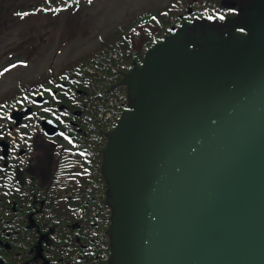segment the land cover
<instances>
[{"label":"water","instance_id":"water-1","mask_svg":"<svg viewBox=\"0 0 264 264\" xmlns=\"http://www.w3.org/2000/svg\"><path fill=\"white\" fill-rule=\"evenodd\" d=\"M243 12L246 33L184 23L126 74L112 264H264V0Z\"/></svg>","mask_w":264,"mask_h":264},{"label":"flooded vegetation","instance_id":"flooded-vegetation-1","mask_svg":"<svg viewBox=\"0 0 264 264\" xmlns=\"http://www.w3.org/2000/svg\"><path fill=\"white\" fill-rule=\"evenodd\" d=\"M71 73L0 103V264H110L104 115Z\"/></svg>","mask_w":264,"mask_h":264},{"label":"rangeland","instance_id":"rangeland-1","mask_svg":"<svg viewBox=\"0 0 264 264\" xmlns=\"http://www.w3.org/2000/svg\"><path fill=\"white\" fill-rule=\"evenodd\" d=\"M244 1L222 0L224 3L219 5L223 11L225 10L223 14H227L226 17L233 22L239 13L235 9H228L227 3H234L233 7L236 8L241 6L244 8L242 5ZM0 2H3L4 7L0 10V19H6L0 23V103L9 100L30 85L44 83L54 87L56 83L54 78L62 76L64 72L72 75V71H79L81 69L78 65L79 60L84 65L88 64L89 57L94 56L93 51L99 50L104 41H111L125 33L138 21L148 19L152 22L153 19H157L156 16L175 10L179 5L191 9L194 2L212 5L207 0H77L67 6L63 5L65 0H0ZM216 2L219 3V0ZM52 7L56 8L53 10ZM215 9L217 10L216 7ZM211 10L209 9L208 14H214ZM24 15L28 17L23 18ZM154 16L156 18H153ZM213 22V27H226L216 21ZM211 25L207 24L204 27L212 30L213 28L209 27ZM90 104L91 100L88 103L89 107ZM104 111L99 112L104 115ZM99 127L102 132L103 127ZM114 130L109 131L102 139L103 155L110 141V133ZM106 157L107 160L104 158L103 161V170H106L107 162L106 171L109 172L111 181L104 171L105 181H109L108 188L114 193L116 187L114 179L120 168L118 166L121 157L120 146H114Z\"/></svg>","mask_w":264,"mask_h":264},{"label":"trees","instance_id":"trees-1","mask_svg":"<svg viewBox=\"0 0 264 264\" xmlns=\"http://www.w3.org/2000/svg\"><path fill=\"white\" fill-rule=\"evenodd\" d=\"M3 2H0V10L4 9L2 7ZM207 2L212 4L210 5L211 8L206 2L192 3L194 14L198 18H204V21L208 23L216 21L224 24L227 14H223L225 10L223 11L219 5L224 2L222 0H219V3L216 0H207ZM234 5V3L230 2L226 6L228 9H236V7H233ZM219 8L221 10H218ZM209 9H212L211 11H214V14H208ZM217 14H221L222 17H218ZM9 16L11 17L12 15L9 14ZM24 17L28 16L24 15ZM186 17V8H184V5H179L175 10L163 12L160 16H157L156 20L153 19L152 22L146 19L138 21L129 27L125 33L116 36L111 41H104L100 45L99 50L93 51L94 56L89 57L88 61L90 62L88 64L85 63L86 65H84L79 60L78 65L81 68L77 71L79 86L87 92L89 101L91 100V106L105 110L104 117L101 124H99L103 127L101 140L104 135L107 136V133L116 126L122 112L129 103L128 86L122 82L124 75L135 64H140L145 52L156 42L171 33L172 27L180 26ZM190 18H193V16H190ZM4 20L6 19H0V23L4 22ZM82 77L86 79L82 81ZM97 133L99 134L100 132ZM107 242L105 250L107 248L109 254L107 257H110L109 236H107Z\"/></svg>","mask_w":264,"mask_h":264},{"label":"bare ground","instance_id":"bare-ground-1","mask_svg":"<svg viewBox=\"0 0 264 264\" xmlns=\"http://www.w3.org/2000/svg\"><path fill=\"white\" fill-rule=\"evenodd\" d=\"M47 127H49V126H47Z\"/></svg>","mask_w":264,"mask_h":264}]
</instances>
